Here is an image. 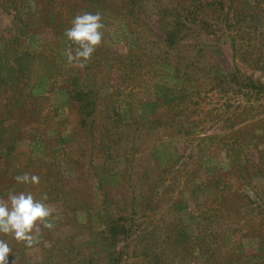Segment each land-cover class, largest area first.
Here are the masks:
<instances>
[{
    "label": "rangeland",
    "instance_id": "rangeland-1",
    "mask_svg": "<svg viewBox=\"0 0 264 264\" xmlns=\"http://www.w3.org/2000/svg\"><path fill=\"white\" fill-rule=\"evenodd\" d=\"M134 1L0 0V197L46 193L54 225L0 236L8 264H264V0H223L249 16L236 39ZM84 12L106 27L81 66Z\"/></svg>",
    "mask_w": 264,
    "mask_h": 264
},
{
    "label": "clouds",
    "instance_id": "clouds-1",
    "mask_svg": "<svg viewBox=\"0 0 264 264\" xmlns=\"http://www.w3.org/2000/svg\"><path fill=\"white\" fill-rule=\"evenodd\" d=\"M105 27L100 13L77 14L71 21V27L64 32V36L76 45L74 50L68 49L65 53L68 62L86 65L102 45ZM12 179L17 184H40L39 176L29 173L15 175ZM47 200L46 193L37 199L31 192L11 190L6 198L0 197V236L12 237L31 246L41 227L51 229L54 226L51 222L53 209ZM11 252L9 243L0 239V264H8Z\"/></svg>",
    "mask_w": 264,
    "mask_h": 264
},
{
    "label": "trees",
    "instance_id": "trees-1",
    "mask_svg": "<svg viewBox=\"0 0 264 264\" xmlns=\"http://www.w3.org/2000/svg\"><path fill=\"white\" fill-rule=\"evenodd\" d=\"M229 2L232 4L233 1L231 0ZM127 3L128 6L129 3H132V6L136 5L134 0H129ZM138 4L139 7H141L142 1L138 0ZM243 13V9H227L223 0H171L170 8L162 9L159 20L162 21L163 25H165V16L171 15L172 18L178 21V27L183 28L182 24H184L185 27L189 26L192 33H196V35L199 33L208 35L215 33V30L219 31V29L228 31L229 34L233 32L236 33L234 35H237V33L243 31L238 25H245L249 18L248 15L245 16ZM251 23V27L255 28V21L253 19H251ZM233 27H235V29ZM180 35L181 32L178 37H180ZM230 35L232 36V34ZM164 36L165 42L174 44L176 35L173 28L166 31ZM232 37L233 39H236L234 36ZM253 89L257 90L258 93L262 92L264 94V83L255 86ZM110 223L111 224H108L107 226V232L109 235L107 238L110 239V241L118 239L121 234L127 235L128 230L124 224H118L115 221H111ZM110 256L112 264H118L117 259L114 258V254L110 253Z\"/></svg>",
    "mask_w": 264,
    "mask_h": 264
}]
</instances>
